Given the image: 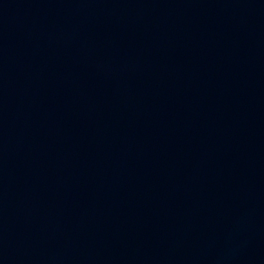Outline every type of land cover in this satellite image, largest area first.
Returning a JSON list of instances; mask_svg holds the SVG:
<instances>
[{"label": "water", "instance_id": "1", "mask_svg": "<svg viewBox=\"0 0 264 264\" xmlns=\"http://www.w3.org/2000/svg\"><path fill=\"white\" fill-rule=\"evenodd\" d=\"M0 264H264V0H0Z\"/></svg>", "mask_w": 264, "mask_h": 264}]
</instances>
